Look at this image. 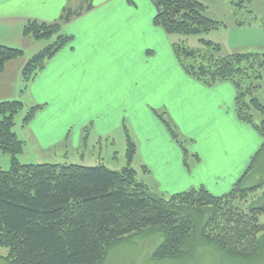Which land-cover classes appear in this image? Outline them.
<instances>
[{
	"label": "trees",
	"instance_id": "16d2710c",
	"mask_svg": "<svg viewBox=\"0 0 264 264\" xmlns=\"http://www.w3.org/2000/svg\"><path fill=\"white\" fill-rule=\"evenodd\" d=\"M151 1L156 8L154 23L168 35H200L221 24L206 16V6L200 0ZM90 7L88 3L86 8ZM80 12L66 8L60 21L28 19L24 23L25 37L56 38L24 64L23 90L73 41L72 35L62 32L61 22ZM200 40L206 50L173 42L180 65L207 86L232 83L238 118L251 124L263 138L233 187L221 195L203 185L168 198L151 192L132 166L136 144L127 128L128 163L120 170L104 164L22 163L18 155L25 143L14 126L15 115L24 103L0 101V149L11 156L9 169L0 168V248L7 250L0 258L6 264H102L114 246L144 232L162 236L153 251L155 259L185 257L192 249L189 242L197 239L200 246L212 245L229 258L264 264V224L260 221L264 192L262 201L249 203L250 195L264 188V120L256 122L253 113L264 112L257 95L264 52L221 56L220 44ZM23 55V49L0 42V72L7 62ZM42 108V104L29 106L22 125L30 124ZM161 119L172 139L182 146L188 164L185 141L169 120Z\"/></svg>",
	"mask_w": 264,
	"mask_h": 264
},
{
	"label": "rangeland",
	"instance_id": "374dc122",
	"mask_svg": "<svg viewBox=\"0 0 264 264\" xmlns=\"http://www.w3.org/2000/svg\"><path fill=\"white\" fill-rule=\"evenodd\" d=\"M200 1L206 6V16L220 21V26L200 35L173 34L175 41L183 42L184 45L191 48L206 50V45L200 39L211 40L221 45L219 52L221 56L237 52H264V0ZM97 2L99 3L101 0H95L94 3ZM51 5L49 15L53 16L51 18L56 17L57 21H60L64 13L63 9L60 12L57 10L64 5L66 8L81 11L73 16L70 22H61L62 32L75 36L74 41L71 42L74 45V51L72 53L67 52L69 46H66L67 48L60 50L46 65L48 66L51 61H54L52 67L57 62L59 65H66L69 76L65 79L64 86L66 89L75 92V97H66L65 105L64 101H61L66 109L63 118L69 117L79 123H75L71 129L70 134L74 140L70 143L61 142L57 139L58 135L60 136L59 131L46 133L44 137L38 136L39 144L34 141L25 143L23 152L18 155L20 162L72 163L86 166L104 164L112 170H120L128 163L127 128L130 137L136 144L132 166L136 170L137 178L147 183L151 192L162 194L167 198L176 192L187 190L184 188H191L190 186L198 181L195 177L202 176L196 172L194 150H207L210 146L213 151L212 155L216 159L221 158L223 161L236 159V169L240 170L242 166L246 169L250 159H248V163L242 165L244 161L238 156L243 152L236 151V148L244 142L242 137H246L247 140L251 139V147L255 152L263 141L260 133L251 124L244 122L253 129L254 132L251 136H248L238 124L234 126L230 122L210 131L211 139L207 141L208 131L199 125V117L201 116H197L195 113L184 116L182 112L184 108L182 110L177 109V103L182 101L181 98L177 97V91L180 89L184 91L182 74H178L175 69L173 70L172 98L167 105H164L163 96L159 92L161 87L157 84H146L147 91L140 93V87L133 85L130 72H143L147 66L145 63L147 56L141 47L116 49L112 44L102 41L95 42V46L86 47L81 41L85 38L84 35L88 28V32L92 35L103 33L105 27L99 23V19L107 9L100 6L98 9L89 12L86 8L87 3H83L81 0H74L70 3L65 0H53ZM112 11L128 13L130 10L114 7ZM241 22L243 23L240 24ZM24 23L25 21H0V42L23 49L22 58L26 59L25 62H27L34 54L53 42L56 36L42 40L25 37L23 34ZM8 74L0 75V100L4 98L19 100L15 96L17 90L11 86L13 79L11 72ZM206 87L208 86L206 85ZM110 91H113V97L108 94ZM257 95L264 105V70L261 88ZM22 98L24 99V96ZM193 98L196 100L194 102L196 104L202 99V94L196 93ZM216 100V97L205 100L209 103L203 112L206 114L217 112L214 105ZM49 102L51 104L52 100L50 99ZM57 102L59 101L55 100L53 104ZM23 103L24 107L15 115L14 131H17L19 136L23 133L22 121L30 106L26 101ZM42 105L44 107V104ZM107 105L113 106L110 114L97 117L94 111H103ZM120 106L125 107V110L122 111ZM225 108L230 109L236 115V119L240 120L236 114V107H232L228 100ZM41 112L39 111L38 115ZM253 113L256 122L264 120V112L253 111ZM56 116V110L52 105L51 111L47 115H40L35 121V127L38 130L48 131L52 128V119ZM161 116L170 121L183 143L185 141L189 151L188 164L184 162L182 146L172 139ZM90 117L97 121L91 124ZM123 121L126 122L125 127L123 123L120 124ZM110 126L115 131L108 136L106 134L108 131L104 130H108ZM193 135L197 136L195 142L190 139ZM256 135L260 139L259 143ZM84 137L87 138L84 140ZM234 137L239 139L235 141L233 140ZM149 139L150 141H148ZM76 140L78 144H76ZM212 155L211 157H213ZM10 163V154L0 149V168L9 169ZM214 163L213 169L215 171L222 169L223 165L220 162ZM205 174L204 182L208 185V187L206 186L207 189L210 187L214 191L213 184L216 175L208 171ZM229 186L223 189H227ZM263 192L264 188L251 194L249 203L253 200L262 201ZM260 221L264 224V212L260 214ZM161 241L162 236L159 232H144L138 236L127 238L109 251L102 264H262V262L254 263L229 258L212 245L200 246L197 239L189 242L192 249L189 248V254L185 257L155 259L152 257L153 251ZM6 253L5 248H0V254ZM0 264H6L2 258H0Z\"/></svg>",
	"mask_w": 264,
	"mask_h": 264
},
{
	"label": "crops",
	"instance_id": "0c3cea01",
	"mask_svg": "<svg viewBox=\"0 0 264 264\" xmlns=\"http://www.w3.org/2000/svg\"><path fill=\"white\" fill-rule=\"evenodd\" d=\"M51 1L53 0H0V21L26 22L28 19H37L46 22L57 21L56 17L51 18L53 16L49 15L52 8ZM65 1L70 3L74 0ZM81 1L87 4L90 3L91 7L87 9L89 12L98 9L100 6L107 9V11L101 15V19H99V23L105 27V30L102 34L92 35L88 32V28L86 30L87 34L85 33L84 35L85 38L81 40L83 41L84 46L92 47L95 46V42L102 41L112 44L116 49H121L123 47H141L144 50L143 53L147 56L145 61L147 66L145 70L143 72H130L133 79V85L140 87V93L141 91H147L145 87L147 86L146 84H157L161 87L159 92L163 96L164 105H167L172 98L173 70L175 69L178 74H182V77L184 78V91L183 89L177 91V97L182 100L181 103H177V109L182 110L184 108V111H182L184 116L189 113H195L197 116L199 115L202 117H199V125H201L205 131H208V135H206L207 141L211 139V136L209 135L210 131L230 122H232L234 126L238 124L245 130L248 136H251L252 132H254L253 129L244 122L236 119V115H234L230 109L227 110L225 108L227 100L232 107H236V89L234 86L231 83L223 82L212 87H206V85L204 86V84L193 79L185 72L174 54L173 42L175 40L173 35H168L162 27L157 26L154 23L156 8L151 0H101L99 3H94L95 0ZM114 7L130 11H128V13H117L112 11ZM62 9L65 10L66 6L64 5L60 7L57 11L60 12ZM70 20L65 22H70ZM72 36L74 39L75 36ZM68 46L69 49L67 52L72 53L74 51V45L71 43ZM25 61L26 59L19 57L7 62L4 69L0 72V75L11 72V77L13 78L11 86L13 89L17 90V95L15 96L18 97L19 100L22 102L26 101L30 106L34 104H44V107L40 110L42 112L39 115L37 114L38 116L36 115L30 124L27 126L22 125L23 133L21 136H19L17 131L16 134L24 141V143L34 141L36 144H39L37 139L38 136L44 137L46 133L50 134L52 131H59L60 136L58 135L57 139L61 142L64 141L70 143V141L74 140L70 134L71 129L75 126V123L79 122L75 119H70L69 117L63 118L64 112L66 111L64 107L65 98L71 96L75 97V92L66 89L64 86L65 79L69 76V71L66 68V65H59L57 62L56 65L52 67L54 61H51L50 64L30 82L27 89L23 90L24 82L22 78V68L26 63ZM8 75L5 76L10 78ZM196 93H201L202 99L194 104L196 100H194L193 97ZM108 94L112 97L114 95L113 91L108 92ZM23 96L24 99L22 98ZM214 97L217 99L216 102H214L217 112L212 114L204 113L203 110L207 109V103H209L205 100H211ZM50 99L52 100L51 104L49 102ZM3 100L12 99L4 98L0 101ZM55 100L59 102L53 104ZM62 100L64 101V105L61 103ZM52 105L54 106L57 115L52 119V128L46 132L44 129L38 130L35 127V121L40 115H47L51 111ZM112 108V105H107L103 111L95 110L94 113L97 117L104 114L109 115ZM120 108L122 111L125 110V107L120 106ZM120 113L123 114L122 112ZM56 121L57 123L55 124ZM96 121L95 118L90 117L91 124ZM122 123L123 126L126 125L125 121L120 124ZM110 128L104 130L108 131L106 132L108 136L115 131L112 130L111 126ZM242 138L244 142L236 148V151L243 152L238 158H241L242 161H244V164L242 162V165H245V163H248V159H251L255 150L251 147V139L247 140L245 139L246 137ZM256 138L259 143V137L257 136ZM190 139L195 142L197 141V136L193 135ZM238 139V137L233 138L235 141ZM148 141H150V139ZM76 144H78L77 140ZM194 151L199 157L196 158L195 161L197 164L194 163L196 172L202 176H196L195 178L198 180L197 183L192 184L190 187H198L200 185L208 187L204 182L206 177L205 172L208 171L209 173L216 175L213 184L215 190L213 191L210 187L208 189H211L212 191H210L215 195H221L231 189L244 172L245 168H243V166L242 168L240 167V170L236 169V159L231 161L228 159L223 161L221 158L216 159L214 155H212L213 151L210 146L207 150L201 151L197 149ZM205 155L207 156L206 158ZM208 155L210 156L209 158ZM211 155L214 158L211 157ZM217 161L223 166L222 169L215 171L213 169L215 167L214 162ZM227 186H229V188L223 189ZM220 191L224 192L221 193Z\"/></svg>",
	"mask_w": 264,
	"mask_h": 264
}]
</instances>
